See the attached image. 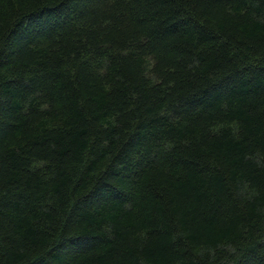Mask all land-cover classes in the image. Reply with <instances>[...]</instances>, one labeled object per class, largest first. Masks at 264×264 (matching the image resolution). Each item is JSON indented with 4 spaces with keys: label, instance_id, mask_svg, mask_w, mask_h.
Returning a JSON list of instances; mask_svg holds the SVG:
<instances>
[{
    "label": "trees",
    "instance_id": "16d2710c",
    "mask_svg": "<svg viewBox=\"0 0 264 264\" xmlns=\"http://www.w3.org/2000/svg\"><path fill=\"white\" fill-rule=\"evenodd\" d=\"M0 264H264V0H0Z\"/></svg>",
    "mask_w": 264,
    "mask_h": 264
}]
</instances>
